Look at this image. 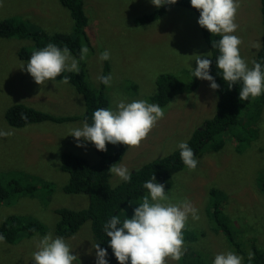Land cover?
Masks as SVG:
<instances>
[{"label": "rangeland", "instance_id": "obj_1", "mask_svg": "<svg viewBox=\"0 0 264 264\" xmlns=\"http://www.w3.org/2000/svg\"><path fill=\"white\" fill-rule=\"evenodd\" d=\"M83 2L93 49L87 47L88 56L83 69L87 73V82L99 88L97 77L105 66V62L99 59V53L104 49L109 51L107 61L111 82L107 96L112 108H115L118 99L148 101L147 98L155 91L157 77L162 73L170 72L182 81L190 82L193 79L190 66L196 67L195 55H206L210 59V50L198 23L196 26L194 20L188 21L182 12L187 11V7L169 9L168 5H162L160 7L168 9L160 19L136 26L134 20L137 17L149 15L160 7L151 4L150 0ZM2 21L19 27L32 26L50 34H73L75 27L69 11L59 0H0ZM234 22L238 27L233 34L241 40L240 55L251 67L262 45L264 20L261 1L239 0ZM31 46L33 44L26 39L0 37V130L12 132L9 136L0 137V183L3 184L2 179L6 177L8 184L10 179H14L24 189L29 186L36 189L32 194L28 191L16 192L17 203L10 207L1 206L0 223L7 214L14 213L35 218L52 232L59 220L57 209L81 210L89 205L87 196L63 191L69 178L68 174L58 170L62 152L71 148V151L84 155L91 162H95L97 156L91 142L78 147L76 139L68 135L69 128L80 127L84 122L79 119L85 111L81 95L68 83L45 81L37 84L24 70L27 61L20 59L19 52L23 47ZM209 83L200 79L196 91L176 97L163 109V117L139 145L129 148L126 145L125 154L117 164L136 171L154 159L168 156L177 150L178 142L190 138L194 125L196 127L205 119L221 115L222 103ZM16 104L35 108L56 118L75 116L76 119L45 121L14 129L7 123L5 112ZM254 129L259 132L258 145L252 144L238 152L237 142L230 135L222 134L216 139L220 142L218 152H203L196 157L198 163L195 170L186 168L171 178V190L167 195L173 202L187 197L198 210L199 219L194 221L189 215L185 228H190V232L198 228L203 233L196 234L195 240L185 238L184 233V254L178 260L166 258V264H189L192 260L211 264L215 254L225 251L240 255L242 264H246L245 256L234 245L231 246V241L211 229L213 214L210 206L213 202L219 203V207L234 222L236 230H240L241 233H234V239L244 250L250 252L255 240V245L264 250V194L261 186L257 185L258 175L264 174V152L258 153L256 148L264 149V127L257 124ZM81 142L84 143L82 138ZM122 145L118 143L114 149ZM110 181L113 186L122 182L114 174ZM8 188L13 190L14 185L10 183ZM214 189L219 195L211 193ZM223 191L229 196L227 204L224 203L226 194ZM218 198L219 201L216 200ZM133 208H125L128 211L126 217H131ZM208 209L211 210L209 214ZM243 226L249 230L247 234L242 233ZM81 228L65 240L77 256L73 264H95L90 222ZM40 237L36 234L23 238L16 245L5 243L4 238L0 240V264H32V253Z\"/></svg>", "mask_w": 264, "mask_h": 264}, {"label": "trees", "instance_id": "obj_2", "mask_svg": "<svg viewBox=\"0 0 264 264\" xmlns=\"http://www.w3.org/2000/svg\"><path fill=\"white\" fill-rule=\"evenodd\" d=\"M261 1V14L264 20V0ZM60 4L69 11L75 27L73 34L67 33H54L50 34L43 29L33 28L32 26L11 25L7 21L0 22V37L1 38H14L26 39L30 41L33 46L29 48L23 47L20 49V59L27 61L34 49H39L46 45L48 42L56 44L58 47H67L78 62L80 67L79 73L66 72L61 73L68 77L67 83L70 84L75 91L81 95L83 105L85 107L82 120L91 123V115L93 110L97 108L111 107V101L107 96L109 85H104L100 82L99 88H94L87 82V73L83 69L85 66V58L80 60V49L89 47L92 51L91 40L88 34L87 26L89 19L84 10L83 0H59ZM175 5L184 6L192 9L197 16L199 11L192 7L189 0H177ZM178 8V7H176ZM165 7L157 8L155 12L149 15L139 16L134 20L135 25H141L146 22H154L160 19L165 14ZM260 9V8H259ZM200 32L204 38L205 43L210 50V60L212 61L209 67V74L212 75L219 85L215 89L217 96L220 99V112L221 115H214L212 118L205 119L200 124L193 126L194 130L190 138L186 139L188 145L193 149L194 157L201 155L203 152H218L220 148L219 139L222 134L230 135L237 142V151L240 152L244 148H249L252 144L258 145L256 140L259 136L258 130L254 129L255 125L263 122L264 116V93L255 98L247 100H240L238 96L239 85L233 84L229 89L227 83L223 78L218 75V69L215 65V57L218 55V50L212 47V41L220 38V34H211L205 28L199 26ZM253 61H259L264 64V30L262 37V45L255 55ZM105 66L101 75L109 74L110 68L108 61H104ZM252 66V64H251ZM86 74V78L84 76ZM60 81V76L55 80ZM200 85V79L193 77L190 82H184L176 75L170 72L162 73L157 77L155 83V91L147 98L149 103H156L162 109L168 105L178 96L188 94L196 91ZM228 107H225V106ZM75 116H68L66 118H56L52 115L38 111L35 108L16 104L7 109L5 119L7 123L14 129L25 128L31 124H39L45 121L63 122L67 120H75ZM126 145H122L118 149H114V145L106 142V150L98 151L94 145L93 149L96 153L97 160L91 162L84 155H78L73 151H65L61 156V170L68 174V182L63 187V191L67 194L84 193L86 194L89 205L87 208L81 210H73L69 208H60L56 210L59 220L55 227L48 231L47 226H44L37 219L30 217L26 218L22 215L9 213L0 223V236H3L4 241L14 243L23 238H31L36 234L43 236L49 234L53 237H63L64 240L72 237L86 222H90V229L94 245L97 243L100 247L107 250L106 259L109 264H118V261L112 254V250L107 244L110 239L102 231L103 223L111 215H119L121 218L128 215L127 208L136 207L141 202L142 197L147 194V190L142 187V182L155 177L156 181L163 183L166 194L171 190V178L186 169L181 163L179 158V150H175L168 156L159 157L153 161L139 167L136 171H131V179L128 182H121L117 186L111 185L112 173L108 171L110 165L119 163L125 154ZM258 148V153L264 152L263 148ZM264 173V170H262ZM261 171V172H262ZM3 181L7 183L6 177ZM10 183L14 185L13 191L24 192L28 191L31 194L36 191L33 186L27 189L16 180L10 179ZM8 184V186L10 185ZM215 182H213L214 184ZM219 185V183L217 182ZM257 185L261 186V192L264 194V174L258 175ZM217 189L211 191L212 194H218ZM222 192V191H221ZM224 192V191H223ZM225 204L229 201V196L226 192ZM9 194H13L12 190L6 189L0 183V206H13L17 201H7ZM219 195V194H218ZM219 201V198L216 199ZM218 202L210 206L213 214V224L211 229L216 234L224 235L231 241V246H235L237 250L245 256L246 264H264V250L255 245L251 247V251L244 250L240 244L234 239V233H239L236 230L234 222L223 212V208L219 207ZM215 205V207H214ZM221 208V209H220ZM1 209V208H0ZM208 209V214L210 213ZM190 228H185L183 234L189 240H195L196 234H200L198 228H194L190 232ZM249 230L243 226V234H247ZM253 237V236H252ZM251 240V236L249 237ZM229 244V243H228ZM248 252V255H247ZM181 264V263H180ZM189 264H201L192 260Z\"/></svg>", "mask_w": 264, "mask_h": 264}, {"label": "clouds", "instance_id": "obj_3", "mask_svg": "<svg viewBox=\"0 0 264 264\" xmlns=\"http://www.w3.org/2000/svg\"><path fill=\"white\" fill-rule=\"evenodd\" d=\"M150 2L160 7L173 5L177 0ZM189 3L199 11L198 25L211 34H220L218 40L212 41V47L218 50L215 57L218 75L227 83L228 88L231 89L234 83L238 84L240 100L255 98L264 93V64L252 61V66L249 67L240 55L241 40L233 34L238 27L234 20L239 0H189ZM87 51L86 47L80 49V60L85 58ZM109 58L107 49L99 53L101 61ZM194 60L196 67L190 66L192 76L209 81L211 89H218L219 85L209 74L212 62L209 57L195 55ZM23 68L37 84L55 80L57 76H60V83H67L68 77L60 75L61 73L80 71L77 59L71 55L70 50L67 47H58L52 42L34 49ZM97 79L106 86L110 85L111 74L100 75ZM163 115L162 107L156 103L143 99H118L115 101V108L93 110L91 123L85 121L80 127L69 128L68 135L76 139L78 147L91 142L98 151H105L107 142L112 145L124 144L129 148L139 145ZM82 116H79L80 120ZM261 126L264 127V122ZM11 134V130H0V137ZM176 147L181 163L188 170H195L198 161L194 157L193 149L186 141L178 142ZM70 149L67 148L63 152ZM60 166L58 162V170L62 171ZM108 171L123 182L131 179V171L123 164L113 163ZM3 184L8 189V184ZM142 187L147 190V194L133 208L130 218H121L114 214L103 223L101 229L110 238L107 244L118 264H166V258L178 260L184 254L183 230L186 222L189 215L192 220H198V210L187 197L173 202L166 194L164 184L157 182L154 176L143 181ZM12 192L7 201L18 202L15 195L17 191ZM80 194L86 196L84 193L74 195ZM0 240H3V236H0ZM4 242L16 245L19 241ZM94 249L95 264H109L106 259L107 250L98 243ZM76 259L77 256L72 253L63 237H53L47 233L38 239L36 250L32 253V264H73ZM211 264H242V257L233 251H225L215 254Z\"/></svg>", "mask_w": 264, "mask_h": 264}, {"label": "crops", "instance_id": "obj_4", "mask_svg": "<svg viewBox=\"0 0 264 264\" xmlns=\"http://www.w3.org/2000/svg\"><path fill=\"white\" fill-rule=\"evenodd\" d=\"M169 6V8L170 7H175V6H177V7H179V5H175V4H173V5H168ZM168 8H166L165 10H167ZM188 10L187 11H182L185 15H186V18H187V20L189 21V20H194L195 21V25L197 26V18H198V16H197V14L191 9H189V8H187ZM137 26V25H136Z\"/></svg>", "mask_w": 264, "mask_h": 264}, {"label": "bare ground", "instance_id": "obj_5", "mask_svg": "<svg viewBox=\"0 0 264 264\" xmlns=\"http://www.w3.org/2000/svg\"><path fill=\"white\" fill-rule=\"evenodd\" d=\"M206 235V234H205Z\"/></svg>", "mask_w": 264, "mask_h": 264}]
</instances>
